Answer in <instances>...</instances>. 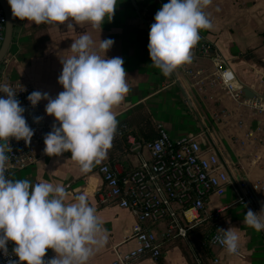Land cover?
Returning a JSON list of instances; mask_svg holds the SVG:
<instances>
[{"label":"crops","instance_id":"1","mask_svg":"<svg viewBox=\"0 0 264 264\" xmlns=\"http://www.w3.org/2000/svg\"><path fill=\"white\" fill-rule=\"evenodd\" d=\"M135 7L134 16L126 17L124 25L148 33L153 20L145 18L148 14L145 6L139 9ZM118 10H122V7H115L110 22L101 26L100 31L99 28L93 29L88 22L76 23L71 18L62 23L35 24L13 16V22L16 20L20 25L16 30L12 29V39L24 37V43L18 44V47L31 53L24 65L19 63L22 68L17 77L37 91L48 93L50 98L62 91V86L57 82L62 67L60 59L72 55L68 47L72 40L83 33L90 35L92 48L100 55L103 53L96 47L99 39L111 38L113 44L105 55L109 58L121 57L126 74L135 72L139 76H125L128 92L121 103L112 109L118 123L106 158L99 164L94 163L87 173H81L69 152L49 156L38 147L36 161L12 171L8 178L27 179L32 183H61L66 188L65 199L69 202L76 194L85 195L95 209V215L107 237L103 246L94 247L86 264H111L117 247L121 251L133 247L134 242L127 236L135 217L129 209L102 200L98 195L102 188L98 167L107 162L119 172H125L138 163L137 155L128 151L125 141L117 134L124 125L127 126L124 120H127V127L134 132L135 137L143 141L154 136L158 125H162L170 137L175 138L186 132H202L206 142H214L234 180L227 185L222 196L210 195L206 199L207 211L233 202L240 193V182L246 187L252 184L259 186L247 204L230 205L215 219L202 217L204 222L214 226V230L230 228L240 238V255L228 254L216 246L210 247L209 254L203 259L204 263L264 264V230L257 232L243 222L246 210L259 211L264 204V116L230 99L211 73L214 67L211 58L199 56L194 47L191 49L190 62L181 64L168 75L162 74L159 68L151 74L139 71L145 68L146 57L142 53L138 61L128 63L125 60L126 56L133 57V49L126 46L120 37L125 26H120L115 19ZM203 11L211 21V27L201 29L204 31L202 41L214 48V54L222 59V66L233 73L236 86L242 91L246 88L253 94L262 92L264 0H210ZM31 77L42 80L38 88ZM41 102L44 110L47 100L41 99ZM137 105L142 106V109L136 108ZM146 116V120H140ZM45 120L58 126V122L49 114H45ZM143 153L146 154V151L143 150ZM160 227L161 224L154 226L157 232ZM47 253L55 255L52 249H48ZM216 258L217 262L213 263L212 260ZM131 264L188 262L179 244L173 241L165 247L160 258L142 257Z\"/></svg>","mask_w":264,"mask_h":264},{"label":"clouds","instance_id":"2","mask_svg":"<svg viewBox=\"0 0 264 264\" xmlns=\"http://www.w3.org/2000/svg\"><path fill=\"white\" fill-rule=\"evenodd\" d=\"M11 14L35 24L62 23L69 18L76 23L88 22L93 29L110 21L117 0H7ZM210 0H167L154 13L149 25L147 53L153 66L164 75L191 60V49L199 40V29L211 27L203 11ZM113 44L111 38L99 39L93 50L89 34L83 33L69 45L72 55L60 59L61 71L57 82L62 86L55 97L40 91L30 92L26 99L31 105L47 100L45 114L56 122L43 136V152L59 156L69 152L87 173L93 164L106 158L107 149L117 127L114 106L128 92L126 72L119 56L105 55ZM0 254L8 255L7 242L12 241L11 254L17 259L7 264H86L94 247L106 242L95 209L83 194L66 201V188L61 183L6 178L8 138L30 142L33 130L22 113L24 108L16 92L0 84ZM38 121L40 117H34ZM191 219V218H190ZM246 226L264 230V204L259 211L244 212ZM228 254H235L239 235L230 228H218L213 238ZM46 249L55 255L43 259Z\"/></svg>","mask_w":264,"mask_h":264},{"label":"built area","instance_id":"3","mask_svg":"<svg viewBox=\"0 0 264 264\" xmlns=\"http://www.w3.org/2000/svg\"><path fill=\"white\" fill-rule=\"evenodd\" d=\"M5 26L6 15L0 6V45L3 42ZM193 47L199 56L211 58L214 66L211 73L218 79L230 99L264 116L262 95L264 83L262 92L251 97L246 96L242 89L236 86L233 73L222 66V59L218 54H214V48L210 44L202 41ZM16 55L17 51L10 56L6 55L5 64L11 58L16 59ZM3 67L0 68V84H7L14 93L16 92V99L24 108L22 115L33 130L28 144L22 139L8 138L11 149L6 153L8 160L5 176L8 178L12 171L36 161L37 148L43 149V136L51 131L52 124L45 120L41 100L33 106L26 99L27 95L36 89L20 77L12 79L9 72L2 69ZM4 95L0 93V96ZM34 117L40 119L34 121ZM117 134L125 141L128 151L137 155L138 163L125 172H119L107 162L101 163L98 167L102 177V188L98 195L102 200L129 209L135 217L127 236L134 242L133 247L127 251H121L117 247L111 264H131L142 257L157 259L165 247L176 240L186 245L194 264H205L188 234L189 228L209 223L204 222L202 217L215 219L230 205L247 204L259 190L258 184L246 187L240 182V193L233 202L207 211L206 199L210 195L222 196L227 185L234 182L232 172L229 171L214 142L213 144L206 142L202 132H186L176 138L170 137L162 125L157 126L156 135L147 141L136 138L125 125ZM158 224H161V227L157 232L154 226ZM217 233L218 230L215 229L208 235L207 246H216L225 251L223 246L213 239ZM13 243L7 242L9 254H0V264L17 259L11 254ZM203 245H206V242ZM235 254L240 255L239 249ZM51 257L53 256L45 252L43 259ZM212 262L216 263L217 258ZM19 264L25 262L21 261Z\"/></svg>","mask_w":264,"mask_h":264},{"label":"trees","instance_id":"4","mask_svg":"<svg viewBox=\"0 0 264 264\" xmlns=\"http://www.w3.org/2000/svg\"><path fill=\"white\" fill-rule=\"evenodd\" d=\"M166 0H117V4L116 6H120L122 7V10H118V14L116 15L115 19L118 20V24L121 26H125L124 25V20L126 19V17L129 16H134L135 14V6H137V8L139 9V7L143 8L144 6L147 9L148 14H146L145 18H149L151 21L153 20V15L154 13L161 7V5L163 3H166ZM110 22V21H109ZM104 24H108V21L105 20L101 26H105ZM20 25V23L18 21H14L13 22V29ZM107 26V25H106ZM15 30V29H14ZM199 40L197 41L196 45H198L201 41H202V35H204V31L199 29ZM13 31H12V36H13ZM16 33V31H15ZM120 37L124 39V43L126 44V46L130 47L133 49V57H127L125 58V60L128 63H132L138 61L137 59L141 58V55L143 53V55L146 57V65L145 68H140L139 71H144L148 74L154 73L158 68L153 66L149 57H148V53H147V42H148V33L146 30H139L136 28H131V27H127L125 26L124 28V32L122 34H120ZM24 37L22 36H18L17 38H14L11 40L10 43V47L8 49L7 52V56H10L12 54H14V52L17 51L18 49V44H22L24 43ZM214 50V49H213ZM31 55L30 50L28 51H21L20 53H18L16 55V60L21 63V64H25L26 59ZM144 57V58H145ZM5 65V58L2 60V62L0 63V68L3 67ZM131 67V66H129ZM10 77L12 79L17 77V73L14 71H12V74L10 75ZM136 108H140L142 109V106L137 105ZM148 116L145 117V119L141 118L140 120H146ZM124 123L128 125L127 120H124ZM132 133L134 134V132L132 131ZM135 135V134H134ZM156 135V133L154 134V136ZM153 136V137H154ZM153 137L149 138L152 139ZM147 139V140H149ZM214 230V226L209 222V223H201L198 224L194 227L189 228L188 230V234L190 235V238H192V241L195 243L198 251L200 252L202 258L204 259L208 254H209V249L210 247L207 246V239H208V235ZM165 242V240H163ZM176 243L179 244V249L181 250L182 254L184 255L186 261L188 262V264H194L189 256V254L187 253L186 250V246L184 244H181L180 241L176 240L174 241ZM204 242H206V245H203ZM175 244V243H173ZM48 249H46L45 252H47ZM161 256H159L158 258H160Z\"/></svg>","mask_w":264,"mask_h":264},{"label":"water","instance_id":"5","mask_svg":"<svg viewBox=\"0 0 264 264\" xmlns=\"http://www.w3.org/2000/svg\"><path fill=\"white\" fill-rule=\"evenodd\" d=\"M0 6L3 9V12L6 15V26L4 32L3 42L0 45V63L2 62L3 58L7 55L8 49L10 47V43L12 40V29H13V15L11 14L10 6L7 3V0H0ZM243 93L246 96L251 97L253 96V92L244 88ZM264 97V92H263Z\"/></svg>","mask_w":264,"mask_h":264},{"label":"rangeland","instance_id":"6","mask_svg":"<svg viewBox=\"0 0 264 264\" xmlns=\"http://www.w3.org/2000/svg\"><path fill=\"white\" fill-rule=\"evenodd\" d=\"M18 26H16L14 29L16 30ZM21 47H18V51L17 54L20 53ZM22 68V66L19 64V62L14 58H11L7 61V63L5 64V66L2 68L3 70H6V72H9V74H12V71L15 70L16 73H18V71H20V69ZM127 76H139L137 73L133 72L131 74H126ZM32 82L34 83V85L38 88V85L41 84L42 80L41 79H36V77H31Z\"/></svg>","mask_w":264,"mask_h":264}]
</instances>
